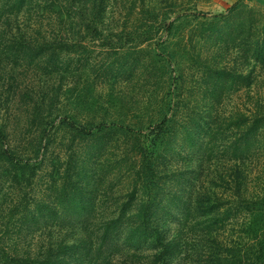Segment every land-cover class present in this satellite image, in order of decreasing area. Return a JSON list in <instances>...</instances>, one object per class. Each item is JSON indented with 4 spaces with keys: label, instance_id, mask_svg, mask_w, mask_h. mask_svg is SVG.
<instances>
[{
    "label": "trees",
    "instance_id": "obj_1",
    "mask_svg": "<svg viewBox=\"0 0 264 264\" xmlns=\"http://www.w3.org/2000/svg\"><path fill=\"white\" fill-rule=\"evenodd\" d=\"M243 1L215 15L173 17L155 0H0V185L10 178L21 187L33 184L55 166L61 174L53 182L57 203L41 197L17 203L21 223L29 232L51 217L59 226L85 221L88 227L100 166L129 187L89 236L57 249L17 251L19 222L0 231V264H115L128 246L144 242L157 252L152 264H174L183 252L180 228L194 224L204 225L216 246L200 264H264V185L252 194L245 171L264 150V103L249 113H225L227 100L249 90L256 68H264V12ZM142 80L156 88L155 103L131 115L127 98ZM115 85L124 91L108 95L99 118L91 94ZM67 92L76 94L72 107L57 110ZM17 103L25 111L21 147L3 122ZM58 129L79 137L63 142L68 157L55 155ZM177 156H193L199 167L224 164L229 172L219 176L221 192L186 200L167 192L166 184L185 180L175 171ZM69 214L76 217L66 219ZM174 220L182 224L179 235L168 239L162 222ZM229 224L238 235L216 244ZM82 251L85 259L75 257Z\"/></svg>",
    "mask_w": 264,
    "mask_h": 264
},
{
    "label": "rangeland",
    "instance_id": "obj_2",
    "mask_svg": "<svg viewBox=\"0 0 264 264\" xmlns=\"http://www.w3.org/2000/svg\"><path fill=\"white\" fill-rule=\"evenodd\" d=\"M239 0H155L156 7L161 9L164 13L171 14L173 17L178 13H187L188 15L194 16L197 13H205L208 15H215L219 13L226 12L227 9L231 8ZM243 2L248 3L250 6L260 9L264 12V0H244ZM124 13V12H123ZM46 29V28H45ZM96 56V55H94ZM254 84L249 90L238 92L233 94V96L227 100L225 113L232 112H242L249 113L251 109H254V104L258 102L259 104L264 103V68H256ZM38 82H36L37 84ZM131 90V89H130ZM129 90V92H130ZM123 89L119 86H106L100 91L93 92L92 100L96 102L97 106L94 107L96 110H100L98 117L101 118L104 114V109L108 106L106 103L108 100V95L115 97L119 93H123ZM147 92V93H145ZM155 94L156 88L152 86V82L149 84L147 81L142 80L136 83L131 92L128 95V106H132L129 111V114L136 113L135 110H140L138 108H145L151 110L149 107H152L155 103ZM76 94L72 92H67L62 94L56 103V109L64 111L72 107ZM99 98H102L100 100ZM106 101V102H104ZM73 102V103H72ZM10 109V106H9ZM12 116L7 117V120L3 121L6 125L13 130L17 136L16 140L18 145L21 147L25 145L26 135L23 132L26 128L25 122V111L21 109L20 104H15L11 106ZM10 111V110H9ZM1 118L0 121H2ZM79 139V137H72L71 132H65L64 130L58 129V134L56 136L55 142V155L62 154V156L68 157L69 151H66L63 142L66 140ZM84 148V146H83ZM118 152V150H116ZM105 151H102L101 154H104ZM114 153V150L109 154ZM108 154V155H109ZM110 156V155H109ZM106 155H102L103 162L106 161ZM193 159V156H177L174 162H178L175 171H181V174L184 175L185 180L181 178L180 181L176 179L175 181L166 184V191L174 192L176 191L178 196L188 198L190 194L197 195L204 192H221L219 181V176L225 178L228 174V168L222 164L216 168L214 166L204 165L199 167L198 163ZM62 162V161H61ZM242 167V166H241ZM244 169V167H242ZM114 169V168H111ZM248 173L250 182L249 188L252 194H255L263 188L264 185V150L259 153L258 157L247 163L245 168ZM168 177H171L173 173L167 172ZM59 168L55 166L54 168H48L41 171L38 175L36 181H32L33 184H26L23 182V186H19L18 182H14V179L10 178V182H3L0 185V231H12L14 227H17L18 222L21 223L22 210L14 211V207L20 201L25 203H31L35 198L41 197L49 202L57 203V187L54 188L53 182L60 177ZM115 173L110 174L106 168L100 166L95 170V191L91 193V198H94L96 195V209H94L89 217V225L87 227L86 222H82L80 225H72L69 223H63L62 226H59V223L51 217V213H48L47 216L51 218H40V223L35 226L36 230L34 232H29L27 226L22 225V234L18 238L20 243L17 251H24L25 248L31 247L33 252L42 253L48 250L53 246V249H57V244L60 242L81 240L86 238L93 232L96 228L95 225L100 221L102 217L106 215L109 216L113 213L114 209L117 208V203L124 201V198L129 193L128 185L123 186L119 182V178H115ZM168 179L164 178V182ZM168 189V190H167ZM171 193V194H172ZM88 199V203H92ZM168 205L171 202L167 203ZM182 204V203H180ZM179 204V205H180ZM173 203L171 208L175 212L177 219L181 216V209L175 208ZM108 213V214H107ZM106 216V217H107ZM66 219H73L76 216L67 215ZM84 216L78 217V221L83 219ZM169 232L167 233V238L172 239L179 235V228L181 223H176V220L171 223L165 224ZM26 226V227H25ZM204 225H195L191 228H180L181 233V247L182 254L180 253L179 257L176 258L174 264H200L201 260H205L207 257H210L214 252L216 247L213 242V236L210 233H207L206 229H203ZM238 229L232 228L230 224L227 226L225 232H221L215 239V243L222 241H230L232 238L238 235ZM211 235V236H210ZM126 235H121L119 241L121 243L126 242ZM143 242V240H142ZM151 246V245H150ZM108 247L103 248L105 254H109L110 251L107 250ZM127 257L117 256L115 264H152L153 259H151L154 253H157L156 250L151 246H148L147 242L145 243H135L128 246ZM152 251V252H151ZM75 257L84 258L85 252L75 254ZM66 259L74 262L73 255H68Z\"/></svg>",
    "mask_w": 264,
    "mask_h": 264
}]
</instances>
